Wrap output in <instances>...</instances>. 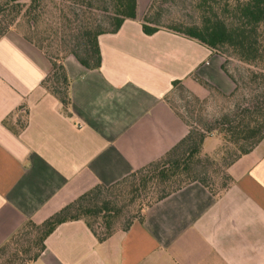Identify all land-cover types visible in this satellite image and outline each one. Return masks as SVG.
Masks as SVG:
<instances>
[{"label": "crops", "instance_id": "1", "mask_svg": "<svg viewBox=\"0 0 264 264\" xmlns=\"http://www.w3.org/2000/svg\"><path fill=\"white\" fill-rule=\"evenodd\" d=\"M150 3L137 0L136 20L97 38L98 69L65 59L67 106L42 85L45 55L18 35L0 39V248L27 222L42 224L180 142L189 127L175 87L202 89V80L230 92L217 55L161 29L143 33ZM227 175L224 191L192 182L104 241L82 221L63 223L29 264H264V139Z\"/></svg>", "mask_w": 264, "mask_h": 264}, {"label": "trees", "instance_id": "2", "mask_svg": "<svg viewBox=\"0 0 264 264\" xmlns=\"http://www.w3.org/2000/svg\"><path fill=\"white\" fill-rule=\"evenodd\" d=\"M26 2L36 7L39 0H0V39L7 34L9 27L19 17L27 13L26 7L30 8V6H26ZM109 2L113 14L110 17L109 29L101 30L96 26L86 28L83 34V56L73 54L78 63L87 70L98 69L101 65L97 38L105 33H117L125 20L137 18V0H109ZM192 3L199 16L198 23L176 22L166 27L167 31L194 41L212 53L229 51L249 68L248 83L256 89L262 84L259 95L253 96L247 104L238 105L231 114L222 115L217 123V131L228 145L224 148L226 159L230 160L227 164L228 169L264 139V0H192ZM141 26L145 35H153L159 30L157 26H151L146 21ZM69 84L64 65L51 62V70L42 85L63 106L69 104ZM205 138L203 134L189 131L163 156L131 174V177L136 179L135 185L140 183L167 189L166 194L156 198L146 208L197 181L195 171L198 165L203 164L201 155ZM227 169L225 173L228 183L215 189H211L203 181L198 182L204 184L213 193L224 191L230 182ZM102 188L105 187L99 186L85 193L40 225L27 222L17 233L20 234L29 228L32 232L27 231L26 235L35 234L34 241H30L28 248L22 253L24 258L22 256L21 259L19 255L22 254L18 255V253L5 256L8 246H2L0 255L7 257L4 264H29L37 260L45 249L44 242L47 237L59 225L66 222L82 221L98 241H104L117 231H127L135 221H142L143 211L146 208L125 229H112L113 216L105 212L104 208L97 209V206L91 207L86 203L89 197ZM98 221L103 230L102 234L96 232L99 225L94 226L95 223H99Z\"/></svg>", "mask_w": 264, "mask_h": 264}, {"label": "rangeland", "instance_id": "3", "mask_svg": "<svg viewBox=\"0 0 264 264\" xmlns=\"http://www.w3.org/2000/svg\"><path fill=\"white\" fill-rule=\"evenodd\" d=\"M26 6H30L26 7L27 13L9 27L7 34L18 35L29 42L45 55L50 64H64L67 57H74L73 54L82 57L86 28L96 26L98 29L108 30L110 17L113 15L109 0H39L36 7L28 2ZM139 21L141 24L146 21L151 26L167 31L166 27L176 22L198 23L199 16L193 8L192 0H151ZM212 54L221 58V70L231 84L230 92L219 91L210 84L197 80L202 89L192 88V92L175 87L172 101L189 131L206 136L201 155L203 164L196 167L195 180L203 181L211 189H215L228 183L225 172L230 162L224 151L228 145L217 131V123L222 115L231 114L238 105L247 104L253 96L259 95L262 84L256 89L248 83L249 68L229 51ZM201 90L204 92L200 93ZM135 180L130 174L116 184L100 189L86 203L91 207L97 206V209L104 208L105 212L113 216L112 229H125L147 206L167 191L153 185H135ZM98 222L94 226L98 227L100 221ZM27 231L32 232L28 228L15 234L14 239L8 240L5 244L8 246L5 256L24 253L36 236L26 235ZM96 232L103 233L100 225ZM19 256L20 259L22 256L24 258L23 254ZM6 258L0 255V264H4Z\"/></svg>", "mask_w": 264, "mask_h": 264}]
</instances>
